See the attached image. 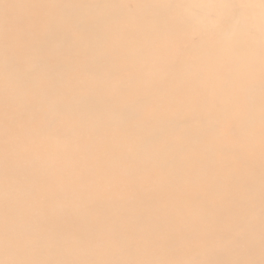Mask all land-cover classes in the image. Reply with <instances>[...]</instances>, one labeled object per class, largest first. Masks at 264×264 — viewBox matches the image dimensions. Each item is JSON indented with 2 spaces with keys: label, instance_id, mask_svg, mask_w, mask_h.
Returning <instances> with one entry per match:
<instances>
[{
  "label": "bare ground",
  "instance_id": "6f19581e",
  "mask_svg": "<svg viewBox=\"0 0 264 264\" xmlns=\"http://www.w3.org/2000/svg\"><path fill=\"white\" fill-rule=\"evenodd\" d=\"M187 7L0 0L4 264H264L262 35L218 71Z\"/></svg>",
  "mask_w": 264,
  "mask_h": 264
},
{
  "label": "rangeland",
  "instance_id": "374dc122",
  "mask_svg": "<svg viewBox=\"0 0 264 264\" xmlns=\"http://www.w3.org/2000/svg\"><path fill=\"white\" fill-rule=\"evenodd\" d=\"M179 2L186 10L187 5L191 3L193 10L199 11L196 22L201 26L202 37L208 48L206 51L217 47L218 50L223 49L228 54L218 66V71L222 68L228 70L233 61L242 59L246 60L248 64L236 69L235 74L240 76L262 75L259 72L261 68L252 64L256 58L252 60L245 59V57L254 51L255 45L262 35L263 42L259 43L260 50L256 52L257 55L259 54L257 58L258 65L264 63V0H179ZM187 31L188 28L182 35L187 36ZM198 40L199 37L197 36L193 39V42ZM211 41L212 44H210ZM183 48L182 45L176 47L179 52ZM41 244L46 246L49 243L44 240ZM7 256V258L0 260V264H4L5 260L8 259L13 260L11 258L13 254ZM17 264L24 263L18 261Z\"/></svg>",
  "mask_w": 264,
  "mask_h": 264
}]
</instances>
